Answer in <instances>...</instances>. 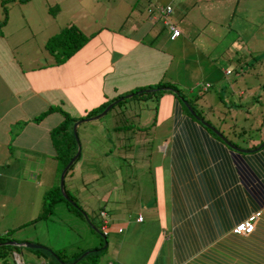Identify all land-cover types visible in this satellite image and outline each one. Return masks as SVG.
<instances>
[{
    "label": "crops",
    "instance_id": "1",
    "mask_svg": "<svg viewBox=\"0 0 264 264\" xmlns=\"http://www.w3.org/2000/svg\"><path fill=\"white\" fill-rule=\"evenodd\" d=\"M232 1L117 0V3L120 2L118 9L126 12L124 18L119 19V28L111 30L100 27L93 35L89 33L86 44L58 65L53 63L47 52H34L27 45L28 42L19 43L15 39L11 44L8 43L3 31H0V151L6 154V158L0 161V171L3 173L0 174V184H7L9 178L27 184L24 179L27 170L32 166L43 165L39 167L41 174L33 178L35 185L40 187L45 175L50 174L51 183H45V190H42L43 185L38 195L42 200L44 192L53 186L52 175L58 170L50 131L63 120L59 110L78 120L89 110H94L119 94L148 90L153 84L163 83L165 77H168L166 84L176 89L173 79L182 72L181 65L189 79L198 77L199 70H190L186 62H192L193 57L197 58L203 52L208 54L209 47L202 40H192L191 36L199 37L206 28V22L212 28L213 23L218 22L214 17L224 18L223 9L228 11ZM238 1L234 0L235 6ZM143 3L145 6L140 5ZM164 7L170 8L166 21L178 31L173 40H169V26L156 12ZM149 8L153 9L152 13L147 12ZM205 10H209L211 18H206ZM25 25L29 32L30 27L27 23ZM159 101L161 104L154 108L155 116L152 118L151 112L147 114V120L152 125L149 129L140 124V112L132 116L130 127L112 128L116 134L114 140L120 142L125 139L127 142L142 135H151L153 125H158L157 128L153 127L155 131L166 123L167 118L170 123L165 128L164 140L170 141V145L168 151L166 147L161 149L162 155H168L167 163L158 166L157 170L161 177L162 172L166 171L167 178L166 183L162 178L161 183L158 182L157 195L143 202L133 198V203L131 200L116 199L109 205L108 211L115 210L117 215L112 213L113 217L107 218L108 230H111L112 220H115L116 233L123 236L116 244L111 243L114 248L111 252L113 260L107 261V264H264L263 215L255 222L250 236L231 234L237 222L256 210L255 203L264 214V149L259 153L247 154L245 167H242L245 177L241 178L237 175L238 162L233 158L232 151L223 146L219 139L210 136L201 125L184 116L179 100L171 92L162 93ZM163 101L168 103L171 114L169 117L164 116L161 121V118L157 119V108L159 112ZM44 112L47 113L43 115ZM39 115L42 118L35 121ZM182 126L187 130V135L195 134L196 140L184 136L181 130L185 129ZM118 148L120 146L117 143ZM177 154L180 155L179 159ZM19 158L40 161H33L31 166L23 169L25 165L21 166ZM105 159H108L106 153ZM183 159L187 167L186 175L179 178L176 175L177 168ZM222 162L225 172L219 177L217 175L221 171L217 167ZM147 168L143 166V170ZM20 173L21 177L18 176ZM257 173H260L261 178L256 177ZM29 177L32 178L31 175ZM241 183L255 191L257 188L263 190L255 192L249 202H242L246 207L239 210L238 187ZM190 184L206 188L210 185L215 191L209 199H205L204 195L188 196L182 190L190 187ZM212 188H208L211 189L210 193ZM197 200L199 203L196 204ZM104 206L99 211L107 216ZM131 209L136 210L134 216ZM144 211L148 214L143 216ZM85 212L82 217L88 220ZM138 216L141 217L140 222L136 221ZM145 216L149 218L148 221ZM6 220H9L8 216ZM90 227L94 231L95 228ZM147 227L153 231L152 235L146 231ZM7 230L10 229H2L0 236ZM107 237L108 231L104 237L105 248H101L100 240L98 246L94 244L85 250H106L112 242ZM7 241L31 243L26 238H9ZM106 252L103 251L101 257ZM8 254L10 252L6 249L5 256ZM26 255L29 258H25L22 252L15 258L21 260L22 264H46L40 255L35 258V254ZM73 260L74 257L61 263L70 264Z\"/></svg>",
    "mask_w": 264,
    "mask_h": 264
},
{
    "label": "rangeland",
    "instance_id": "2",
    "mask_svg": "<svg viewBox=\"0 0 264 264\" xmlns=\"http://www.w3.org/2000/svg\"><path fill=\"white\" fill-rule=\"evenodd\" d=\"M116 1L27 0L24 3L20 0H0V22L4 19L0 31H3L10 44L16 39L19 43L28 42L27 45H30L34 52H48L45 47L46 42L67 25L77 27L82 33L85 31L83 33L85 36L89 33L93 35L100 27L111 30L119 28V19L124 18L126 12L118 9L120 2ZM140 5L145 6V3ZM208 11L205 10L207 19L211 18ZM223 11H225L224 18L214 17L218 22L213 23L212 28L210 23L206 22V28L199 37L191 36L192 40L193 38L196 41L202 40L209 47L208 54L203 52L197 55V58L193 57L192 62H186L190 70L196 72L199 70V76L189 79L181 65L182 72L173 79L176 83L174 86L191 106L190 109L182 104L183 115L184 112L190 113L192 117L198 115L197 117L203 120L202 123L207 125L206 127L203 125L204 128L208 127L205 130H210V136L216 132L228 143H234L237 149L250 151L260 140H264V0H239L237 6L233 0L229 10L223 9ZM23 19L30 27L29 32ZM168 19L171 20V17L169 16ZM19 63L23 66L22 61ZM226 70L229 71V75H224ZM167 81L168 77H165L162 82L166 84ZM205 85L208 88H205ZM129 94L122 95L121 98ZM159 100L160 97L156 96L155 98L151 96L147 100L132 97L124 99L121 104L114 105L102 117L82 122L77 126L75 135L80 157L64 177L63 188L82 210L80 214L58 200L51 205L49 214L43 213L42 208L47 207L46 202H50V199L42 197L41 200V196L38 195L43 185L42 190H45V183H51L50 174L45 175L40 187L35 185L33 179L40 173L39 167L42 168L43 165L32 166L27 173L23 172L27 184L16 178H9L6 180L7 184H0V204H3L0 207V217L3 215L2 219L0 218V231L10 229L0 236L4 239L0 243H11L7 241L9 238L17 240L26 238L31 241V243L12 242L15 243L16 248H7L10 254L5 256V264H22L21 260L15 258L21 252L25 258H29L26 254H35L34 258L40 255L39 257L47 264L54 259V254L65 262L70 261L72 257L77 260L87 252L85 250L87 247L94 244L98 246L100 240L103 249L102 236L91 231L90 227L91 225L99 230L102 221L98 216L99 209L105 204L109 219L113 217L112 213L117 215L115 210L108 211L113 200H131L133 203V198H136L143 202L157 195L158 182L161 183L162 178L166 183L167 178L166 171L162 172L163 177H161L157 167L167 163L168 155L167 153L162 155L161 149L166 147L168 151L170 145V141L164 140L165 128L169 127L170 121L165 118L166 123L161 128L154 131L153 127L157 128L158 125H153L151 135L147 137L142 135L127 142L125 139L120 142L114 140L116 134L112 132V128L129 126L133 123L132 116L140 112L142 118L140 124L149 129L152 125L149 124L150 120H147V114L151 112V117L155 116L154 108L161 104ZM103 110L93 116L101 114ZM170 114L168 103L163 101L159 112L157 108V119L161 118L162 121L164 116L169 117ZM119 116H122L121 119L118 118ZM243 125L246 126L241 130ZM117 143L120 146L118 149H116ZM105 153L108 159H105ZM4 158L6 154L1 152L0 161ZM33 161L40 160L20 159L21 166L25 165L23 169L31 166L30 163ZM55 162L59 168L58 162ZM143 166L149 168L143 170ZM0 174L3 173L0 171ZM18 176L21 177L22 174ZM256 177L261 178L258 175ZM58 178L57 170L52 175L53 185H56ZM262 190L257 188L259 192ZM257 191L245 185L238 187L239 210L246 207L242 202H249ZM3 194H7L6 197H2ZM257 206L258 204L255 203V211H258ZM83 211H86L88 220L82 217ZM146 212L142 213L143 216L148 214ZM135 213L136 210L131 209L133 216ZM6 216L9 220H6ZM144 218L147 221L149 219L146 216ZM112 221L113 226L110 227V231L108 230L107 237V240L112 242L108 244L106 250L96 255L94 259L98 261L97 264H107V261L113 260L112 245L123 236L117 235L116 221ZM146 231H149L148 227ZM149 232L152 235L153 231ZM142 240L143 238L140 242ZM22 244L33 245L35 248H27L21 246ZM91 251L94 252V250L89 252ZM103 251L107 252L101 257ZM92 258L93 256L87 259Z\"/></svg>",
    "mask_w": 264,
    "mask_h": 264
},
{
    "label": "trees",
    "instance_id": "3",
    "mask_svg": "<svg viewBox=\"0 0 264 264\" xmlns=\"http://www.w3.org/2000/svg\"><path fill=\"white\" fill-rule=\"evenodd\" d=\"M20 1L21 2H26L27 0H20ZM3 21H4V19H3ZM3 21L0 22V26L4 24ZM87 40H88L87 36L83 35L75 27L70 25V26H67L65 28H62L57 34L53 35L46 42L45 47H46V49L48 51L47 53L52 57L53 63L55 65H58V64H61V63L65 62L76 51L81 49L83 47V45L86 44ZM148 89L152 90V91H149V92H144L142 90H134V91H132V93H135L137 91H141L140 94H135V95L132 96V98L148 99L151 96H153L154 98H155V96L157 98H159L162 93H164L166 91H169V92L172 93L173 96H175L179 100L178 104L180 105V110L181 111H182L181 107H182L183 102H185L186 106L191 109V106L189 105V103L183 98L181 93L177 89H175L173 86H170V85H167L165 83H160L159 82V83L151 85ZM156 92H157V95H155ZM122 95L123 94H119V95L115 96V98H113L112 100H109V101H106V102L102 103L101 105H99L94 110H89L82 117H80L78 120H81L83 118L92 117L93 115H95L98 112L102 111L108 104H110L114 100L122 97ZM123 100L124 99H122L121 102L117 103L116 105L122 103ZM51 110L52 109H49V111H51ZM47 112H44L43 115H45ZM59 113L62 115L63 120L61 121V123L57 127H55L54 129H52L50 131V137H51V142H52V145H53V148H54V151H55L56 161L58 162V165H59L58 172L60 174V171L67 164V162L70 160V158L74 155L75 150H76V145H75L74 138H73V135H72V132H71V125L77 120H75L74 118L73 119L70 118L65 112H62L60 110H59ZM184 114H185L184 116H186L188 118H191V120H193L194 122H196L199 125H201L202 129H207V128H204V126L201 124V122H203V120L200 117H197L198 115H195V117H192L191 115H189L190 113H187V112L185 113L184 112ZM40 118H42V115H39L35 119V121H38ZM244 126H246V125H243L241 130L244 129ZM129 127H130V125H129ZM248 128H249V126L247 127V129ZM182 129H185V127L182 126ZM181 131L183 132V134H185L184 136H186L187 138L190 136L193 140H196V135L195 134L187 135L186 134L187 133L186 129L185 130H181ZM207 132L210 133V130H207ZM220 136H221V134H220ZM213 137H216L217 139H219L218 136L215 133L213 134ZM220 142H221V140H220ZM260 142H261V140L256 144V146L258 144H260ZM229 143L231 145L235 146L234 143H232V142H229ZM223 146H225V145H223ZM255 147H253V148H255ZM263 149H264V147L261 150H259L257 153H259ZM232 153H233V156H234L233 158L234 159L236 158L237 162H238V164L236 163L237 164V166H236L237 175L240 176L241 178L245 177L244 176L245 172H244V169L242 167H245V158H247L248 155L247 154H243V153L233 152V151H232ZM177 157L179 159L180 155L177 154ZM77 159L67 169L64 177L69 172V170L71 169L72 165L77 161ZM181 159H182V157H181ZM222 161H224V160H222ZM181 162H182L181 166L179 165L180 163L178 164V166H180V169L177 168L178 170H177V174H176L179 178H180V176L186 175L185 172L187 170L186 163H185L184 159H183V161L181 160ZM223 164L224 163L222 162V163H220L221 166L217 167V170L221 171L217 175L219 177H220V175H222L225 172V166ZM232 173H234V171ZM227 174H229V172ZM257 175L261 176L260 173H257ZM63 180H64V178H63ZM57 185H58V181H57L56 185H53L48 191L44 192L42 197H44L45 199L48 197V199H50V202L47 201L46 202L47 207L46 208L45 207L42 208L43 213H45V215H46V213L49 214L50 213V209H51V205L53 204V202L58 200V201H62L66 205L67 208H71L77 214H80L81 209L77 205V203L75 202L73 197H71L64 190V188L62 186L63 193L71 201V204L68 203L63 198V196L61 195ZM189 186L190 187L187 186L186 188H183V190H182L183 193H185L186 195L188 194V196L199 197L201 195H204V196H206L205 199H209V198L212 197V195H213V193L215 191V189H213L210 185L207 188L206 187H199L197 184H193V185L190 184ZM242 186H244V183H242V185H240V187H242ZM208 188H212V193H210L211 189H208ZM244 192H245V188H244ZM198 200L196 201V204L199 203ZM44 204H45V202L43 201V205ZM261 215L264 216V214H262V213H261ZM252 233H253V231L248 236H250ZM3 241H4V239H1V237H0V242H3ZM7 248H10V246H3V245L0 246V260H1L0 262L3 263V264H5L4 263V260L6 258L5 257V250ZM1 249H3V250H1ZM99 252H100V250L91 252L86 257H84L82 260L78 261L76 264H79L81 262L90 263V264L94 263L96 261V259H94V258H96V255ZM54 256H53L54 259L50 262V264H59V263L63 262L62 260L59 259V256L57 254H54ZM92 256H93V258L88 260Z\"/></svg>",
    "mask_w": 264,
    "mask_h": 264
},
{
    "label": "water",
    "instance_id": "4",
    "mask_svg": "<svg viewBox=\"0 0 264 264\" xmlns=\"http://www.w3.org/2000/svg\"><path fill=\"white\" fill-rule=\"evenodd\" d=\"M149 91H152V90H144V92H149ZM141 93V91H137L136 93H130L129 95H126V97H124V98H118V99H116V100H114L113 102H111L110 104H108L107 106H106V108L103 110V112L101 113V114H99V115H96V116H92V117H89V118H83V119H81V120H78V121H76V122H74L73 124H72V128H71V130H72V135H73V138H74V142H75V145H76V150H75V153H74V155L70 158V160L67 162V164L63 167V169L61 170V172H60V174H59V178H58V187H59V191H60V193H61V195L63 196V198L68 202V203H70L71 204V201L66 197V195L63 193V189H62V186H63V178H64V175H65V173H66V171H67V169L71 166V164L78 158V155H79V153H80V150H79V145H78V141H77V138H76V135H75V131H76V128H77V126L80 124V123H82V122H88V121H93V120H96V119H98V118H100V117H102L112 106H114V105H116L117 103H119V102H121V100L122 99H128V98H131L133 95H135V94H140ZM183 104L186 106V104H185V102H183ZM201 124L202 125H204L202 122H201ZM206 125V124H205ZM204 125V126H205ZM207 126V125H206ZM205 126V127H206ZM208 128V127H207ZM213 133H215L217 136H218V138L221 140V142H222V144L223 145H225L228 149H230L231 151H233V152H238V153H243V154H251V153H255V152H257V151H259V150H261L263 147H264V140L263 141H261V143L257 146V147H255V148H253V149H251L250 151H241V150H239V149H237L236 147H234L233 145H231V144H229L227 141H225V139L224 138H222L218 133H216V132H213ZM82 215H83V213H82ZM85 218V217H84ZM94 231L96 232V230L94 229ZM1 245H5V246H14L15 245V243H1L0 244V246ZM21 246H24V247H27V248H35V246H33V245H28V244H22ZM105 246H106V243H104V245L102 246L103 248H105ZM36 249H38V250H42V248H36ZM88 254H90L89 252H86L85 254H83V255H81L77 260H75L73 263H70V264H76L78 261H80V260H82L84 257H86ZM60 264H62V263H60Z\"/></svg>",
    "mask_w": 264,
    "mask_h": 264
},
{
    "label": "built area",
    "instance_id": "5",
    "mask_svg": "<svg viewBox=\"0 0 264 264\" xmlns=\"http://www.w3.org/2000/svg\"><path fill=\"white\" fill-rule=\"evenodd\" d=\"M151 11H153L152 8H149L147 10L148 13H150ZM156 12L161 17V19H163V21H165V23L169 26V30H170L169 39L170 40L175 39L177 37V35H178V31L174 27L170 26L168 24V22L166 21V19H165L166 16L170 12V8L169 7H164V8H161L159 10L157 9ZM224 74L225 75H228L229 74V71H227V70L224 71ZM205 88H207V85H205ZM100 216L101 217H104V214L103 213H100ZM258 217H259V212H254V213L249 214L245 220L239 222L232 229V233H234V234H240V235H247V234L251 233L252 230H253V225H254L255 221L258 219ZM136 221L137 222H140L141 221V217L138 216L136 218ZM100 231H101L102 235H106L107 228H106V223L104 221L101 224Z\"/></svg>",
    "mask_w": 264,
    "mask_h": 264
},
{
    "label": "clouds",
    "instance_id": "6",
    "mask_svg": "<svg viewBox=\"0 0 264 264\" xmlns=\"http://www.w3.org/2000/svg\"><path fill=\"white\" fill-rule=\"evenodd\" d=\"M169 40H170V39H169ZM227 71H228V70H227ZM224 75H225V74H224ZM228 75H229V74H228ZM207 88H208V86H207ZM142 91H144V90H142ZM135 93H136V92H135ZM254 212H259V217H258V218L261 217V211H260V210H258V211H253V212H251V213H254ZM100 213H103V214H104V217H101V216H100ZM251 213H249V214H251ZM249 214H248V215H249ZM98 216H99V217L101 218V220H102V221H101V224H102L103 221L106 223V228H107V231H108V227H107L108 222H107V216H106V214H105L103 211H99V212H98ZM246 218H247V217H246ZM246 218H244L243 220H245ZM243 220H240L239 222H241V221H243ZM257 220H258V219H257ZM257 220H256V221H257ZM256 221H255V222H256ZM239 222H237L236 225H237ZM236 225H235V226H236ZM254 225H255V223H254ZM254 225H253V230H254ZM235 226H233V228H234ZM100 227H101V225H100ZM233 228H232V229H233ZM232 229H231V234L234 235V236H247V235L250 234V233L247 234V235L234 234V233H232ZM95 230H96V229H95ZM253 230H252V231H253ZM96 231L98 232L99 235L102 236V238H103V240H104V237H105L106 235H102V233H101V231H100V228H99V230H96ZM106 234H107V232H106ZM0 244H1V243H0Z\"/></svg>",
    "mask_w": 264,
    "mask_h": 264
}]
</instances>
